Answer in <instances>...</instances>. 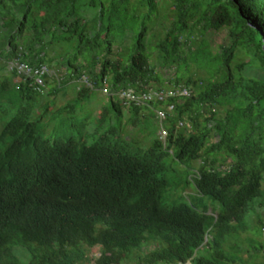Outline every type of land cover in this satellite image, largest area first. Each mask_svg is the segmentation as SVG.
<instances>
[{
    "label": "trees",
    "instance_id": "obj_1",
    "mask_svg": "<svg viewBox=\"0 0 264 264\" xmlns=\"http://www.w3.org/2000/svg\"><path fill=\"white\" fill-rule=\"evenodd\" d=\"M172 5L165 24L158 0H0V63H50L54 48L75 79L86 74L94 88L108 82L114 92L81 140L75 116L85 96L50 113L30 79L0 76V264H83L97 247L96 264H222L227 237L251 207L264 206V0ZM159 21L156 62L176 69L168 87L148 51ZM223 26L228 41L213 51L206 35ZM240 52L249 60L237 62ZM191 64L209 76L188 75ZM180 86L192 93L170 98L165 140L155 110L169 102L132 104L125 113L117 96L128 87ZM147 115L158 125L152 140L140 129ZM172 185L195 193L170 204Z\"/></svg>",
    "mask_w": 264,
    "mask_h": 264
},
{
    "label": "rangeland",
    "instance_id": "obj_2",
    "mask_svg": "<svg viewBox=\"0 0 264 264\" xmlns=\"http://www.w3.org/2000/svg\"><path fill=\"white\" fill-rule=\"evenodd\" d=\"M159 2V15H160V21H165V24H170L171 21L174 18V12H173V5L172 0H158ZM159 21V23H155L153 26L151 33H150V42L148 51L151 53V64L156 67V70L159 71V73L164 75V85L165 87L171 86L176 76V69L171 67H165L161 68L157 62H156V44L162 37L164 33V26ZM228 27L223 26L220 29H217L213 32L207 33L206 37L209 40L210 48L215 51L220 47V45L224 44L228 41ZM129 38V37H128ZM203 38L201 34L198 36V40ZM121 39V38H118ZM123 44L122 40H120ZM128 42L130 40H127ZM54 48L50 49L48 51V58L52 61L49 64L51 67L52 75L58 76V84L59 81L63 83L61 84L62 89L56 92H52L51 94H47V92L44 93L43 97L41 98V102H50V113L55 111L57 108L65 105L66 103H75L74 97H78L79 95L85 96V99L82 100L79 104H77L78 108V115L75 116V120L80 121L76 126V131H78V137L81 140L85 139V134L89 131H93L95 129V125L97 124L98 118L101 117L102 111L104 110V107L110 108L109 104V98L113 95V91L110 90V85L108 82H106L101 88H94V85L91 83L90 80H85V77H80L79 79H75V74H73L74 67L73 65H63L61 63V60H64L60 57H56L53 52ZM117 50V47H115V51ZM185 56H189V52L185 53ZM82 59H79L78 61H81ZM249 56L247 54H244L243 52H240L237 57V62H244L248 61ZM7 62L2 64V61L0 63V76L7 75ZM70 70V71H69ZM71 72V73H69ZM69 74H72L73 77ZM188 75H192L194 77H208L209 73L206 68H198L194 64H191V67L187 73ZM253 75H249L250 77ZM88 76V75H86ZM89 77V76H88ZM65 80H67L65 82ZM56 79H53V81H50V85L53 87L56 86L57 82L55 83ZM55 83V84H54ZM57 84V85H58ZM159 84H155L153 86H156ZM173 86V85H172ZM247 86H252V83L249 82ZM116 93V92H115ZM47 94V95H46ZM117 95V94H116ZM118 96V95H117ZM126 109H124L125 113L128 112L127 106H125ZM107 109V110H108ZM109 111V110H108ZM148 110H143L142 113H148ZM220 114H223V112L220 111ZM49 117V116H47ZM155 118V116H154ZM86 119V120H83ZM123 121H126V118L123 117ZM143 124L141 126V131L145 132L146 136L152 140L154 137H156L158 125L154 121L153 118L150 117V115H147L146 119L143 120ZM57 122L53 123L51 122L48 124L43 131L40 133L39 137L36 140V143L39 144L42 138L45 136V134L50 133V131L55 127ZM127 123V121H126ZM133 129V130H132ZM138 128H135L133 126L129 127L126 126L125 134L130 131L134 137H137L138 134ZM60 134V131H58ZM65 135L69 136L71 135V130H68L65 132ZM139 138L143 139V134H138ZM142 135V137H141ZM146 146V145H145ZM194 165L196 167L199 165V161L194 162ZM174 168L178 171L183 170V165H179L178 163L173 164ZM171 177L173 179L177 178V174L173 172L171 174ZM264 185V184H263ZM195 193L194 186H190L189 189H187V193L183 192L181 187H175L172 185L168 189V194L170 197L169 203H175L178 201V198L181 197V199L189 200L191 198V194ZM183 197V198H182ZM217 210L219 208L218 204H213L211 209L214 208ZM212 212V210H210ZM97 249L91 250L89 259L83 262V264H96L95 258L99 256V254H95ZM215 250H212L214 252ZM222 251L224 252V255H226L225 261H223L222 264H262L264 262V206L260 207L256 205L255 207H251L249 212L246 214L245 219L240 227L238 228L237 232L231 236H228L226 239V242L223 244ZM199 254H205L206 252L204 250H199ZM209 255V253L207 254ZM121 264H136L135 261L127 262H121Z\"/></svg>",
    "mask_w": 264,
    "mask_h": 264
},
{
    "label": "built area",
    "instance_id": "obj_3",
    "mask_svg": "<svg viewBox=\"0 0 264 264\" xmlns=\"http://www.w3.org/2000/svg\"><path fill=\"white\" fill-rule=\"evenodd\" d=\"M7 70L10 72H15L17 74V81L26 82V80L30 79L32 81V86L39 92H48L52 86L49 84L50 81L56 79L55 83L58 84V76L52 75V70L49 64L42 63L38 66H35L27 61L13 59L7 63ZM85 80H90L86 74L83 75ZM91 81V80H90ZM54 83V84H55ZM60 83V81H59ZM92 83V82H91ZM56 84V85H57ZM93 84V83H92ZM192 93V89L187 86H180L179 88H170V89H159L156 87H151L144 89L143 91H137L135 87L123 88L117 92L119 98L122 101L124 106L141 105L144 103H150L151 100H166L169 102L171 97L177 95L190 96ZM175 109V104L172 102L167 103L165 108H157L155 110L156 118L159 122V135L160 138L165 140L168 135L167 128L164 126V122L167 119L170 112ZM186 124L188 127L190 124L187 122L180 121L179 125ZM95 254H99L100 252L96 251ZM97 256L96 258H98ZM95 258V259H96ZM188 261L186 264H189Z\"/></svg>",
    "mask_w": 264,
    "mask_h": 264
},
{
    "label": "crops",
    "instance_id": "obj_4",
    "mask_svg": "<svg viewBox=\"0 0 264 264\" xmlns=\"http://www.w3.org/2000/svg\"><path fill=\"white\" fill-rule=\"evenodd\" d=\"M48 64V63H47Z\"/></svg>",
    "mask_w": 264,
    "mask_h": 264
}]
</instances>
